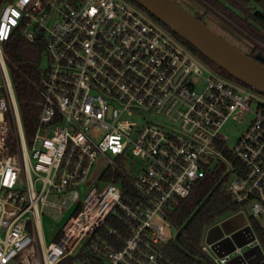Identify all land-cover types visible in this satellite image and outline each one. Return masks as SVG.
Returning <instances> with one entry per match:
<instances>
[{
    "label": "built area",
    "instance_id": "2783aa9c",
    "mask_svg": "<svg viewBox=\"0 0 264 264\" xmlns=\"http://www.w3.org/2000/svg\"><path fill=\"white\" fill-rule=\"evenodd\" d=\"M17 30L44 43L33 131L23 126L3 52ZM229 120L243 130L227 157ZM99 155L108 166L81 197ZM219 168L239 206L233 214L264 216L257 92L216 74L129 1L0 0V264H178L163 250L173 239L166 209ZM122 179L136 198L123 197ZM70 210L46 242L43 219L59 223ZM248 225L254 239L231 253L216 255L206 234L200 250L214 264L255 245L264 258Z\"/></svg>",
    "mask_w": 264,
    "mask_h": 264
},
{
    "label": "trees",
    "instance_id": "16d2710c",
    "mask_svg": "<svg viewBox=\"0 0 264 264\" xmlns=\"http://www.w3.org/2000/svg\"><path fill=\"white\" fill-rule=\"evenodd\" d=\"M128 1L171 33L198 59L213 69L216 74L260 93L236 80L226 71L212 63L187 41L172 33L165 25L135 2L132 0ZM198 2L207 11L211 10L209 7H215L232 24L246 31L256 41L264 42V0H198ZM194 15L197 18L200 17L197 14ZM199 19L206 23L202 17ZM255 50L264 55V46L255 43L253 51ZM3 52L14 87L21 119L25 123H35L39 112L38 101L40 97L33 86V81L38 79L42 70L41 62L45 59L44 43L39 39H36L34 42L28 41L17 30L3 44ZM253 54L250 53L248 55L252 56ZM25 129L28 131V128ZM220 171L221 168L215 172L207 173L199 179L187 197H175L169 202L166 213L172 226L177 229V233L172 240L165 244L163 250L172 262L178 264H214L209 256L204 254L199 247L205 229L239 209V206L226 189V179L220 175ZM110 178V172L105 173L103 176L105 180H109ZM120 184L123 190V197L130 196L136 198L137 194L130 183L122 179ZM108 220L111 219L108 218ZM112 224L123 229L120 222L115 223L112 221ZM251 224L258 233L260 241L264 242V227L255 225V218H251ZM100 232L105 238L113 241L116 247L122 245L120 240L116 241L114 236L107 234L106 230L101 229Z\"/></svg>",
    "mask_w": 264,
    "mask_h": 264
},
{
    "label": "water",
    "instance_id": "95a60500",
    "mask_svg": "<svg viewBox=\"0 0 264 264\" xmlns=\"http://www.w3.org/2000/svg\"><path fill=\"white\" fill-rule=\"evenodd\" d=\"M132 1L236 80L264 94V56L260 52L253 57L247 55L174 0ZM207 239L212 242V251L218 256H224L236 246H243L253 240L254 235L251 227L246 224L226 235ZM263 263L261 249L255 245L231 257L225 264Z\"/></svg>",
    "mask_w": 264,
    "mask_h": 264
},
{
    "label": "rangeland",
    "instance_id": "374dc122",
    "mask_svg": "<svg viewBox=\"0 0 264 264\" xmlns=\"http://www.w3.org/2000/svg\"><path fill=\"white\" fill-rule=\"evenodd\" d=\"M128 1V0H125ZM179 5H181L183 8L191 12L192 14H197L200 17L204 19L206 24L210 26L213 30H215L219 35L224 37L225 39L229 40L231 43H233L237 48L242 50L245 53H257L258 50H254L255 43H258L261 46H264V42H258L256 41L250 34H248L246 31L242 30L240 27H238L235 24H232L224 15L218 11L215 7H209L211 10H208L198 2V0H174ZM46 65V60L43 59L41 62V66L44 67ZM257 96L260 99H264V95L261 93H257ZM23 122V120H22ZM25 125V128H28V130L33 131L37 127V123H28L23 122V126ZM243 130V125H239L233 122V120L227 121V123L224 125L222 129V133L227 136V140L225 141V144L227 145L225 150V155L229 157L230 149L234 146L237 138L241 134ZM111 157L112 155L109 154ZM133 166H136L137 160L132 158L130 161ZM122 168H124L125 171H127L128 166L120 163L119 164ZM108 164L104 160V157L102 155H99L91 168L90 173V179L86 187H82L80 190L81 197H83L86 193V188L88 189L92 185H98L100 183L99 181V175L102 174ZM233 176L229 175V178L231 179ZM72 210L65 213V217L60 221L59 223H55L52 219L49 217H45L43 219V231L45 236V241L48 242L52 239L53 233L51 230H58L61 225L64 223L67 216L71 213ZM154 220L159 223H163V221L159 217H155ZM251 224V217L248 212H245L244 214H229L227 217H225L224 220H222L218 225H214L211 227L208 231H205L203 235L206 234V237L213 240L214 238H217L221 235L227 234L236 228H239L243 225ZM255 225L257 226H264V216L255 218ZM165 232L170 233L173 238L176 236L177 229L172 226L169 229L167 226H165ZM256 236L259 238L258 233L256 232ZM204 237V236H203ZM208 256H211V253H207Z\"/></svg>",
    "mask_w": 264,
    "mask_h": 264
},
{
    "label": "flooded vegetation",
    "instance_id": "af4514ba",
    "mask_svg": "<svg viewBox=\"0 0 264 264\" xmlns=\"http://www.w3.org/2000/svg\"><path fill=\"white\" fill-rule=\"evenodd\" d=\"M198 18H200V17H198ZM258 52H259V51H258ZM258 52H257V53H258ZM260 53H261V52H260ZM246 54L248 55V54H250V53H246ZM255 54H256V53H254L251 57L255 56ZM261 54H262V53H261ZM262 55H263V54H262ZM263 56H264V55H263Z\"/></svg>",
    "mask_w": 264,
    "mask_h": 264
}]
</instances>
